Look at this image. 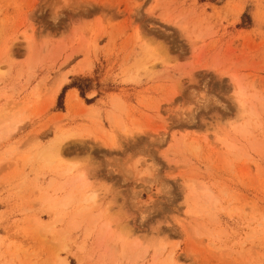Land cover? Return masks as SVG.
<instances>
[{"label":"rangeland","instance_id":"rangeland-1","mask_svg":"<svg viewBox=\"0 0 264 264\" xmlns=\"http://www.w3.org/2000/svg\"><path fill=\"white\" fill-rule=\"evenodd\" d=\"M109 258L264 264V0H0V264Z\"/></svg>","mask_w":264,"mask_h":264},{"label":"snow or ice","instance_id":"snow-or-ice-1","mask_svg":"<svg viewBox=\"0 0 264 264\" xmlns=\"http://www.w3.org/2000/svg\"><path fill=\"white\" fill-rule=\"evenodd\" d=\"M198 102L201 107H207L209 110H211L212 106L214 104L218 103V100H214L212 96L208 94H197L196 101H193V103ZM92 165V161L88 159H82L77 162H74L73 167L74 168H88ZM161 188H163V185H161Z\"/></svg>","mask_w":264,"mask_h":264},{"label":"bare ground","instance_id":"bare-ground-1","mask_svg":"<svg viewBox=\"0 0 264 264\" xmlns=\"http://www.w3.org/2000/svg\"><path fill=\"white\" fill-rule=\"evenodd\" d=\"M236 94H237V98H236L237 101L239 102V104L242 105L243 101H242V99H241V97H240V96H241V93L238 91V92H236ZM73 97H74V96H73ZM71 102H72V101H71ZM126 128H127V127H126ZM125 132H126V130H125ZM101 133H102V132H101ZM126 133H127V132H126ZM126 133H125V134H126ZM128 133H130V131H129ZM133 133H134V132H133ZM133 133H132V134H133ZM102 134H103V133H102ZM126 135H127V134H126ZM102 140H104V139H102ZM104 142H105V144H106V140H104ZM105 144H104V145H105ZM57 151L61 152V150H58V149H57ZM113 219H114V218H113ZM118 236H120V235H118ZM124 247H125V246L122 245V246H121V250H123ZM124 250H125V249H124ZM133 251H134V249H133V250H130V253H132ZM120 253H121V251H120ZM124 256H125V255H124ZM133 256H134V255H133ZM152 256H153V254H152ZM154 256L156 257L155 254H154ZM155 257H154V258L152 257V259L155 260V259H156ZM113 258H114V257H113ZM114 260H115V259H114ZM114 260H113V261H114ZM108 261H109V263H106V264H113L112 259L110 260V258H109ZM130 263H131V264H135L132 260L130 261ZM58 264H69V263H68V261H66V260H63V261L60 260V262H59ZM104 264H105V263H104Z\"/></svg>","mask_w":264,"mask_h":264}]
</instances>
